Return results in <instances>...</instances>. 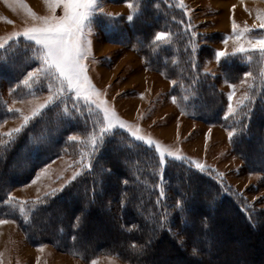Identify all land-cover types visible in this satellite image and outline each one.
I'll return each mask as SVG.
<instances>
[{"label": "trees", "instance_id": "trees-1", "mask_svg": "<svg viewBox=\"0 0 264 264\" xmlns=\"http://www.w3.org/2000/svg\"><path fill=\"white\" fill-rule=\"evenodd\" d=\"M140 4L130 25L123 15L109 17L97 23L101 32L111 41L134 46L148 68L174 79L173 92L189 115L232 128L233 152L248 169L264 174V168L249 161L258 149L256 139L264 137V80H255L251 99L233 116L225 114L227 98L219 87L222 80H239L262 58L254 54L247 61L245 55H229L220 63L222 75L207 72L204 58L212 57L207 55L211 48L199 44L184 10L172 0ZM158 32L171 33L170 42L151 45ZM9 45L0 49V125L14 114L7 111L6 93L23 95L22 80L38 65L33 42L20 39ZM98 117L94 109L66 96L31 121L14 142L0 147V201L55 158L74 152L99 126ZM73 135L82 140L70 141ZM90 165L62 191L36 200L14 199L17 208L29 202L24 205L27 218L5 203H0V218L14 220L31 245L51 244L84 261L116 255L132 264H172L177 258L198 264H259L264 256V208L215 175L182 160L161 164L154 148L119 130L91 152ZM99 225L105 227V237L95 233ZM237 239L244 244L242 257L231 260L236 251L216 241ZM165 257L170 262L162 261Z\"/></svg>", "mask_w": 264, "mask_h": 264}, {"label": "rangeland", "instance_id": "rangeland-1", "mask_svg": "<svg viewBox=\"0 0 264 264\" xmlns=\"http://www.w3.org/2000/svg\"><path fill=\"white\" fill-rule=\"evenodd\" d=\"M140 1L142 0H102L104 12L112 15L97 14L90 25L85 28L83 42L88 48V58L84 63L92 84L103 94L100 99L107 101V105L115 110L121 120L138 126L141 130L139 135H143L146 139L151 138L169 150L178 152L186 158L182 161L191 163L195 168H197L196 163L204 165L201 171L215 175L234 191L244 194L248 202L258 203L259 207L264 208V174L248 169L245 161L233 152L232 137H229V132H234V130L221 124L206 123L189 115L178 96L173 92L174 79L148 68L143 56L134 46L126 42L111 41L101 32L97 23L109 17L123 15L130 25L132 21L129 22L127 17L132 15L134 18L139 13ZM172 1L184 10L190 22V29L198 37L199 44L211 48L207 55L212 57L204 58V70L220 75L222 71L219 66L225 57L217 59L216 52L231 53L238 46L233 40H229L227 44L223 42L226 37L232 35L233 20L241 28L252 27L259 23L256 18L257 14H264V0ZM23 4L39 16L50 15L44 0H23ZM56 14H62V9H57ZM33 23L36 22L21 6L19 0H0V37L22 32ZM260 31L262 30H257V32ZM20 39L26 40L23 37L18 40ZM254 54L257 53L251 55L254 56ZM259 63L258 66L254 64L245 71L236 82L222 80L219 83L220 89L227 98L226 115H229V104L236 108L237 112L239 111L241 107H238V104L245 92L251 97L257 78L264 80V76L261 75L264 73V58L260 65ZM39 64L38 60V65L29 72L37 68ZM246 72H251L252 76L245 80ZM27 74L23 80L26 79ZM242 81L245 82L242 83ZM230 84L237 85L235 90L229 87ZM21 89L24 91L23 95L19 92V96H14L11 91H8L6 97L8 108L20 109L23 115H31L32 110L44 103L49 95L48 81L44 80L33 83L31 89L22 83ZM233 91L234 95L229 100V95ZM247 101H244V104ZM87 106L98 112L93 106ZM22 124L21 114L14 113L0 125V132H9ZM117 130L124 131L132 137L128 131L119 127L113 129L112 132ZM75 136L79 137L78 140H82L80 136ZM88 137L89 135L82 140V144L77 146L74 152L63 154L40 168L29 183L13 190L12 197L20 201L36 200L54 190L59 191L63 188L73 180L72 177L76 173H81L87 168L84 165L90 164L93 148L90 146ZM256 141L258 149L253 152L249 161L252 166L264 168V137L258 136ZM249 151L250 149L246 148V153ZM167 159L172 158L166 157ZM38 175L39 179H37ZM33 180H36V183H33ZM230 216L233 217L232 214ZM105 230V227L99 225L96 226L95 233L105 237ZM229 232L230 237L234 236V229ZM243 238L246 239V236ZM242 239L231 243L216 241V245L226 246L232 252L236 251L230 258L237 260L242 257L241 252L244 248ZM260 244L264 248V237ZM41 247L43 251L39 250ZM263 248H259L261 252ZM217 258H222V255H218ZM93 260L97 264H132L116 255H101L90 261H84L58 251L51 244L33 246L15 222L0 225V262L2 264H91ZM162 261L170 262L168 257ZM258 262L264 264V256ZM173 263L198 264L184 262L183 258L174 259Z\"/></svg>", "mask_w": 264, "mask_h": 264}, {"label": "snow or ice", "instance_id": "snow-or-ice-1", "mask_svg": "<svg viewBox=\"0 0 264 264\" xmlns=\"http://www.w3.org/2000/svg\"><path fill=\"white\" fill-rule=\"evenodd\" d=\"M21 6L31 16L32 26L26 27L22 32H14L7 37H0V49L10 46V41H16L20 37L33 42L38 46L37 51L40 53L36 57L40 64L37 68L27 74L22 83L32 88V84L48 81V98L44 103L37 105L31 112V115H23L20 109L8 108V112L20 113L23 119V124L20 127L14 128L6 133H0V147H6L8 144L14 142L16 136L23 131L28 124L44 114L45 109L50 108L53 104L63 103L64 98H68L83 102L85 105L93 106L98 113V127L92 133H89L90 146L95 151L100 143L103 142L104 137L112 132L113 129L119 127L125 129L130 133L135 140L146 143L149 147L154 148L159 157V163L166 162V157H171L173 160H185L186 158L179 155L178 152L169 150L166 146L159 142L145 138L138 133L141 131L138 126H133L121 120L114 109L107 105V101L100 99L103 95L92 84L91 78L87 74V66L84 61L88 58V48L83 42V35L85 28L90 25L92 19L97 14L111 16L110 13H105L102 0H44L50 15L39 16L33 12L27 5L23 4V0H19ZM132 7V5H129ZM57 9H62V14L57 15ZM258 24L252 27L238 26L233 20L232 35L225 38V44L229 40L237 43V47L229 53L227 51L216 52V58L226 56L245 55L248 61L252 60V53H257L259 57L264 58V14H257ZM127 20L131 22L133 16L129 15ZM8 23H12L8 21ZM262 30L257 32V30ZM171 33L158 32L151 40V45L166 44L170 42ZM264 76V73H261ZM245 80L252 76L251 72L244 74ZM245 81H242L244 83ZM175 83V82H173ZM230 88L235 90L237 85L230 84ZM251 87V85H249ZM234 95H229V100ZM250 95L245 92L243 98L238 104V107H244V101L250 100ZM73 107H77L76 104ZM91 109H89L90 111ZM237 113V109L233 108L231 104L228 106L229 116ZM226 119L228 117H225ZM234 132H229V137L234 136ZM70 141H77L79 137L73 135L68 138ZM91 167L90 164L84 165ZM200 170L204 169V165L196 163L195 165ZM46 172V170H44ZM76 173L72 179L76 178ZM39 179V175L37 176ZM36 183V180H33ZM68 183H71L69 181ZM62 191V189H59ZM57 190H54V192ZM54 192L52 194H54ZM14 197H8L7 201H0L12 207V211H18L22 216L28 217L24 205L29 202H20L19 207L13 204ZM39 203V202H35ZM4 215V214H0ZM15 222L8 218H0V225ZM43 251V247L39 249ZM2 264V262H0ZM91 264H97L95 260Z\"/></svg>", "mask_w": 264, "mask_h": 264}]
</instances>
